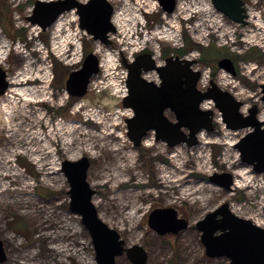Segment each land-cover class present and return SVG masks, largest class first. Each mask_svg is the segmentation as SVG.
<instances>
[{
    "label": "rangeland",
    "instance_id": "rangeland-1",
    "mask_svg": "<svg viewBox=\"0 0 264 264\" xmlns=\"http://www.w3.org/2000/svg\"><path fill=\"white\" fill-rule=\"evenodd\" d=\"M34 1L0 0V67L8 81L0 95V239L6 255L0 264H96L80 216L69 211L61 171L63 160L82 156L90 162L87 181L99 218L118 231L125 247L143 246L145 264H228L225 257L205 255L195 223L227 203L235 215L264 228V172L244 164L234 147L251 129H226L215 109L213 130L203 129L191 146L169 147L153 131L133 145L125 122L133 113L122 106L124 62L149 52L163 64L179 55L174 50L187 38V51L179 56L194 60L200 77L209 75L242 101V114L256 105L257 118L264 120V0H244L245 24L227 18L210 0H175L171 13L159 0H107L116 28L107 44L79 28L74 10L45 29L32 25L27 16ZM84 48L97 55L99 71L84 96L72 97L65 79L80 67ZM207 49L217 52L200 61ZM222 57L232 61L234 75L218 68ZM143 77L159 81L154 70ZM204 84L200 79L197 87L205 90ZM165 115L175 120L171 111ZM224 172L234 179L229 190L210 180ZM166 207L187 219L186 229L158 235L149 227V213ZM116 264L131 262L123 254Z\"/></svg>",
    "mask_w": 264,
    "mask_h": 264
},
{
    "label": "water",
    "instance_id": "water-1",
    "mask_svg": "<svg viewBox=\"0 0 264 264\" xmlns=\"http://www.w3.org/2000/svg\"><path fill=\"white\" fill-rule=\"evenodd\" d=\"M210 1L227 18L245 24L244 0ZM159 3L167 13H171L175 7V0H159ZM71 10L78 15L79 27L92 40L109 43V34L115 31V27L111 21L113 6L107 0H35L27 20L45 29L60 14ZM193 63L194 60L170 55L163 64H158L149 52H141L131 62H124L127 68V94L123 97L122 106L130 108L133 113L125 119L127 137L133 145L139 146L147 132L153 131L155 139L164 141L169 147L181 143L191 146L196 143V135L200 130L211 131L214 128L213 110L200 108L203 100L211 99L227 129H251L234 147L244 164L251 166L257 174L264 172V120L257 118V106L252 105L247 114H242V101L213 80H210L205 91L199 90L196 84L200 71L192 69ZM216 65L235 74L233 63L227 57L219 58ZM151 70L157 73L158 82L143 77L144 73ZM98 71L97 55L93 51L86 53L80 67L67 74L65 89L69 95L84 96L92 76ZM7 86L6 74L0 67V95ZM260 88L261 100L264 101V83ZM167 110L173 113L174 121L165 115ZM89 165V159L85 156L72 161L65 159L61 163V171L69 187V211L80 216L91 239L96 264H116V258L123 254L131 264H145L147 253L144 247L138 244L125 247L118 231L99 218L91 201L95 190L87 181ZM210 180L227 190L233 183V177L228 172L215 173L210 176ZM147 223L158 235L177 234L188 226L187 219L179 217L171 207L153 209ZM195 227L200 232L206 256L225 257L228 264H264V228L235 215L227 203L208 212L195 223ZM5 258L0 239V262Z\"/></svg>",
    "mask_w": 264,
    "mask_h": 264
},
{
    "label": "trees",
    "instance_id": "trees-1",
    "mask_svg": "<svg viewBox=\"0 0 264 264\" xmlns=\"http://www.w3.org/2000/svg\"><path fill=\"white\" fill-rule=\"evenodd\" d=\"M183 41H184L183 46L181 48H179V49L174 50L179 55H183L187 51V45H188L189 41H188L187 38H184ZM84 52L86 53V49L84 50ZM88 52H90V50ZM215 52H217V51H214V49H211V50L207 49V51H204L202 53V55L200 56V61H204L205 57L214 56ZM170 264H173V263L170 262Z\"/></svg>",
    "mask_w": 264,
    "mask_h": 264
},
{
    "label": "bare ground",
    "instance_id": "bare-ground-1",
    "mask_svg": "<svg viewBox=\"0 0 264 264\" xmlns=\"http://www.w3.org/2000/svg\"><path fill=\"white\" fill-rule=\"evenodd\" d=\"M71 11H73V10H71ZM60 15H61V14H60ZM60 15H59V16H60ZM59 16H58V17H59ZM58 17L53 21V23L58 19ZM53 23H52V24H53ZM52 24H51V25H52ZM33 25H36V24H33ZM51 25H50V26H51ZM113 25H114V24H113ZM48 27H49V26H48ZM114 27H115V26H114ZM46 28H47V27H46ZM79 28H80V27H79ZM80 29H81V28H80ZM81 30H82V29H81ZM83 31H84V30H83ZM115 31H116V28H115ZM115 31H114V32H115ZM114 32H113V33H114ZM5 74H6V73H5ZM201 74H202V72H201ZM6 81H7V79H6ZM90 82H91V81H90ZM7 83H8V81H7ZM89 84H90V83H89ZM7 88H8V86H7ZM7 88H6V89H7ZM5 91H6V90H5ZM5 91H4V92H5ZM4 92H3V93H4ZM3 93H2V94H3ZM2 94H1V95H2ZM236 99H237V98H236ZM238 100H239V99H238ZM206 101H211V102L213 103L212 100H204V101L201 103V105H202L204 102H206ZM201 105H200V106H201ZM243 105H244V104L242 103L241 107H242ZM241 107H240V110H241ZM201 108H202V107H201ZM128 109H130V108H128ZM207 109H211V110H213V120H214V117H215V116H214V110L216 109V108L214 107V103H213V108H207ZM131 111H132V110H131ZM219 113H220V112H219ZM220 116H221V114H220ZM221 120H222V118H221ZM259 120H261V119H259ZM222 122H223V120H222ZM223 123H224V122H223ZM224 125H225V124H224ZM225 128H226V127H225ZM226 129H227V128H226ZM201 131H203V130H200L197 134H199ZM149 132H151V131H149ZM149 132H147V134H148ZM147 134H146V135H147ZM146 135H145V136H146ZM145 136H144V137H145ZM144 137L142 138V140L144 139ZM196 137H197V135H196ZM142 140H141V142H142ZM233 184H234V179H233V183H232V185H233Z\"/></svg>",
    "mask_w": 264,
    "mask_h": 264
},
{
    "label": "built area",
    "instance_id": "built-area-1",
    "mask_svg": "<svg viewBox=\"0 0 264 264\" xmlns=\"http://www.w3.org/2000/svg\"><path fill=\"white\" fill-rule=\"evenodd\" d=\"M200 76H201V74H200ZM208 76H209V75H207V77H208ZM207 77H205V78H204V77H199V79H198V81H197V84L199 83V80L201 79L202 82H205L204 86H202V87L206 89V88L209 86V84L207 85V83H210V81H209V79H208ZM206 79H207V81H206ZM197 88H198V87H197ZM199 88H200V87H199ZM199 88H198V89H199ZM200 90H203V89L200 88Z\"/></svg>",
    "mask_w": 264,
    "mask_h": 264
},
{
    "label": "flooded vegetation",
    "instance_id": "flooded-vegetation-1",
    "mask_svg": "<svg viewBox=\"0 0 264 264\" xmlns=\"http://www.w3.org/2000/svg\"><path fill=\"white\" fill-rule=\"evenodd\" d=\"M216 62H217V61H216ZM243 106H244V105H243ZM243 106H242V107H243ZM242 107H241V108H242Z\"/></svg>",
    "mask_w": 264,
    "mask_h": 264
}]
</instances>
